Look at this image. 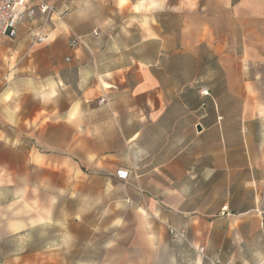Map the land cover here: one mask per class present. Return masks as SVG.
<instances>
[{"label":"crops","instance_id":"crops-1","mask_svg":"<svg viewBox=\"0 0 264 264\" xmlns=\"http://www.w3.org/2000/svg\"><path fill=\"white\" fill-rule=\"evenodd\" d=\"M45 1L67 12L46 42H28L38 15L0 43V222L28 189L103 181L119 195L102 264H208L200 246L264 264V0ZM23 226L0 225L1 253Z\"/></svg>","mask_w":264,"mask_h":264},{"label":"rangeland","instance_id":"rangeland-1","mask_svg":"<svg viewBox=\"0 0 264 264\" xmlns=\"http://www.w3.org/2000/svg\"><path fill=\"white\" fill-rule=\"evenodd\" d=\"M119 195L105 182L90 180L88 189H28L8 204L5 223L24 224L22 232L1 244L9 256L34 255L33 264H102L112 261L109 247L113 228L112 199ZM8 214V215H7ZM15 228V226H14ZM67 238V240H66ZM39 261V263H38Z\"/></svg>","mask_w":264,"mask_h":264},{"label":"built area","instance_id":"built-area-1","mask_svg":"<svg viewBox=\"0 0 264 264\" xmlns=\"http://www.w3.org/2000/svg\"><path fill=\"white\" fill-rule=\"evenodd\" d=\"M38 15L42 18V23L36 29H29L28 42L30 45L46 42L45 28L47 25L53 19L64 22L67 12L57 10L52 3L45 0H0V43L3 38H13L20 25L32 23ZM67 30L69 34L68 45L70 47L83 46L88 48L81 35L77 34L71 27H68ZM93 34L96 35L97 32L93 31ZM110 100H112V97L102 95L98 103L107 104ZM121 173H125V175H121ZM117 175L125 178L127 173L118 171ZM167 232L171 239L189 243L186 229L168 226ZM197 252L207 260L208 264H232L230 260L212 258L206 255L202 246L197 248Z\"/></svg>","mask_w":264,"mask_h":264},{"label":"clouds","instance_id":"clouds-1","mask_svg":"<svg viewBox=\"0 0 264 264\" xmlns=\"http://www.w3.org/2000/svg\"><path fill=\"white\" fill-rule=\"evenodd\" d=\"M160 7H162V0H161V3H148L146 5L143 4V3L142 4H139V5L136 6V9L139 10V11L141 9H143L145 11H148L149 9H152V8H160ZM116 223L119 224L120 221L117 220Z\"/></svg>","mask_w":264,"mask_h":264},{"label":"snow or ice","instance_id":"snow-or-ice-1","mask_svg":"<svg viewBox=\"0 0 264 264\" xmlns=\"http://www.w3.org/2000/svg\"><path fill=\"white\" fill-rule=\"evenodd\" d=\"M128 2V0H118V3H119V5L120 6H123L125 3H127ZM137 12H139V10H137V9H135ZM51 95H55V92H52L51 93ZM6 99H7V97H6ZM75 112L73 113V116H75ZM92 157H90V159H91ZM121 175H125V173H121ZM117 207H119V205H117ZM66 240H67V238H66Z\"/></svg>","mask_w":264,"mask_h":264}]
</instances>
